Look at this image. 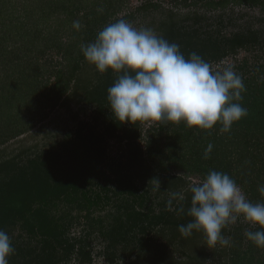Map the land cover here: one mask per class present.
Here are the masks:
<instances>
[{"label": "rangeland", "instance_id": "374dc122", "mask_svg": "<svg viewBox=\"0 0 264 264\" xmlns=\"http://www.w3.org/2000/svg\"><path fill=\"white\" fill-rule=\"evenodd\" d=\"M119 19L153 29L177 43L185 57L196 52L214 71L234 66L246 86L262 83L264 0H0V126L10 99L18 107L12 112L34 124L0 143V229L15 248L9 264H232L248 248L245 231L258 226L240 216L222 230L227 246L210 245L203 231L183 236L178 227L192 219L186 215L189 186L204 179L187 142L184 151H176L184 156L180 165L150 164L145 137L153 130L156 139L167 140L165 129L161 136L155 129L161 122L118 121L107 99L117 74L99 73L81 53V44ZM76 20L80 30L72 26ZM72 70L77 79L64 92L59 89L61 97L50 106L58 74L67 81ZM21 95L24 101L17 102ZM33 111L36 117L29 120ZM211 131L223 134L216 127ZM84 140L89 153L82 161L78 156L56 162ZM226 140L214 145L223 149ZM47 157L54 160H49L54 174L67 171L60 188L51 179L18 192L17 184L35 177ZM29 159L40 163L28 167ZM122 164L135 173L127 188L113 172ZM172 193L185 196V214L168 210ZM179 206L173 199V208ZM257 257L264 259L261 251Z\"/></svg>", "mask_w": 264, "mask_h": 264}, {"label": "clouds", "instance_id": "9594fccd", "mask_svg": "<svg viewBox=\"0 0 264 264\" xmlns=\"http://www.w3.org/2000/svg\"><path fill=\"white\" fill-rule=\"evenodd\" d=\"M73 28L80 30L79 20ZM85 60L99 73L112 70L117 74L107 89L111 113L121 123L184 122L189 128L211 130L217 124L229 132L234 123L248 115L239 101L246 91L243 78L229 65L214 71L196 52L188 57L177 43H170L148 27L136 28L125 19L107 24L94 41L81 44ZM213 145L208 144L204 158ZM157 189L160 188L158 182ZM190 206L186 215L192 219L178 231L190 236L203 231L210 245L227 246L230 239L222 234L240 216L261 230H247L244 235L258 248H264V203L251 202L241 187L227 173L209 170L199 183L189 186ZM264 196V185L258 186ZM173 199L180 206L173 208ZM183 193H172L168 210L185 214ZM15 248L9 234L0 229V264H9Z\"/></svg>", "mask_w": 264, "mask_h": 264}, {"label": "trees", "instance_id": "16d2710c", "mask_svg": "<svg viewBox=\"0 0 264 264\" xmlns=\"http://www.w3.org/2000/svg\"><path fill=\"white\" fill-rule=\"evenodd\" d=\"M219 4L223 5L222 2H219ZM77 66L78 65L73 66L72 69L75 70ZM73 70L69 72L68 75L70 78L67 81L61 77L62 75L58 74L57 92H54L53 97L49 96L47 98L48 101H50L48 103L50 106L55 105V102L61 97L62 93H58L59 89L64 92L65 88L68 86L67 84H69V80L76 78ZM245 88L246 91L242 93L243 99L239 101V103L248 110V115L239 122L234 123L229 132H223L221 136H216L211 130L196 131L195 128H189L184 122L178 124L161 122L155 129L160 136L163 135L162 131L165 129L167 140L161 141L160 139H156L155 131L153 132V130L147 132L145 137L147 140L144 149L147 161L154 165L165 162L168 166L177 164L176 162L178 161V165H180L179 162L184 160V156H178L176 151H184V144L182 142H187L185 147H188L187 152L189 155L191 154L190 160L194 163L198 171H202L203 178L206 177L209 170L227 173L242 188L244 194L251 202L264 203V196L258 191V186L264 185V78L262 79L261 85L259 82L254 81L253 83L251 82L250 85H245ZM17 100V102L21 100L24 101V95H21L20 98L18 96ZM9 102L11 103L7 105L9 106L8 109L10 112L9 110L7 111L6 118L2 119L4 123H1L2 125L0 126V143H2L5 138L11 139L28 132V130L34 126V124L29 121L25 123V121L20 120L21 117L17 115V111H14L15 113L12 112V108L14 107L12 100L10 99ZM4 103L6 104V100ZM15 106H18L17 103ZM27 108H29V106H27ZM30 110L31 109H29V111ZM36 112L38 113L39 110L37 109ZM36 112H32L31 119L29 118V120H33L36 117ZM162 123L165 124L163 125ZM165 125L166 127H164ZM214 127L218 130L221 128V125L217 124ZM249 135L253 136L246 139ZM205 136L209 137L205 139L206 142H204ZM223 137H226L227 143L226 145L223 144L221 146L223 149H221L218 148L217 145H214V142L220 141ZM209 143L213 145V149L209 158L205 159L204 152ZM236 149L237 152L235 151ZM99 151L103 152V149ZM88 153V143L84 140L81 145H73L69 149H65L63 154L54 159H56V162L60 160V162L63 161L68 163L72 161L74 157L79 159L78 156H80L82 161ZM47 158L48 159L43 161L41 160V163L40 161L35 162L34 159H29L28 167L35 163H40V167L34 170L36 171L34 173L35 177L22 180V185L17 184L18 192L28 186H37L36 183L43 187L44 184H48L51 179H54L56 184H58L56 186L60 188L67 171L64 173L58 171V173L55 172L54 174L52 167L49 166V160H54L51 157ZM88 162L89 159L86 163ZM120 167L122 172L118 168L117 170L113 169V172H115L118 177L119 185L122 183V187L127 188L128 181L134 184L136 180L134 178L135 173L132 168H127L125 164H122ZM72 186L76 187L74 184H72ZM63 191H65V189ZM63 191L60 190L59 194L56 196H59ZM45 192L49 191L46 190ZM257 230H261L259 226ZM259 251H261L264 256V248H258L253 243L249 242L246 252L234 258L232 264H264V259L259 260L257 257Z\"/></svg>", "mask_w": 264, "mask_h": 264}]
</instances>
